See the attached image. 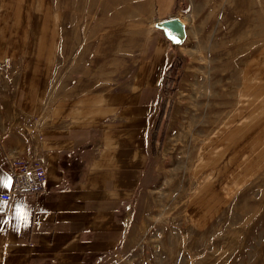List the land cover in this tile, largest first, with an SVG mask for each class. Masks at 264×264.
<instances>
[{
  "label": "crops",
  "instance_id": "1",
  "mask_svg": "<svg viewBox=\"0 0 264 264\" xmlns=\"http://www.w3.org/2000/svg\"><path fill=\"white\" fill-rule=\"evenodd\" d=\"M81 2L0 0V179L10 180L0 196L11 190L9 161L37 159L46 170L40 191L13 196L0 214V264H108L139 246L154 225L158 165L164 179L181 178L198 224L223 196L246 193L249 209L251 195H264V77H255L254 50L210 79L202 57L198 76L186 69L182 82L200 79L210 98L194 105L181 86L158 156L152 135L185 26L183 39L171 36L158 26L169 15L141 32L126 72L120 38L112 55L104 33L108 12H97L106 18L96 26ZM203 50L214 64L224 56L217 43L187 47Z\"/></svg>",
  "mask_w": 264,
  "mask_h": 264
},
{
  "label": "rangeland",
  "instance_id": "2",
  "mask_svg": "<svg viewBox=\"0 0 264 264\" xmlns=\"http://www.w3.org/2000/svg\"><path fill=\"white\" fill-rule=\"evenodd\" d=\"M158 3L159 0H94L93 4L82 0L78 6L85 11L90 6L96 26L99 20L106 18H100L97 12H108L110 30L104 33L112 34V55L123 51L118 55L126 63V72L133 69L135 47L141 32L144 33L159 18L169 15L180 18L184 23L186 46L183 47L185 52L174 58H179L181 68L177 72L179 81L172 84L173 96L166 98L164 95L167 78L163 87L164 101L160 110L164 103L168 110L162 123L165 129L163 143L174 99L176 101L181 86L194 105L197 102L199 106L204 105V101L210 98L206 96L205 84L200 79L186 84L182 82L186 69H190L191 76L199 75L200 57L206 59L201 74L210 79L209 71L217 70V65L236 64L253 49L255 77H264V0H174L170 9L168 5L159 7ZM119 38L122 49L114 51ZM210 43L220 44L224 49L222 60L216 64L210 61V51H187V47L203 45L205 48ZM247 47L251 49H245ZM240 84L243 86L242 81ZM257 116L255 114L254 119ZM159 135L160 132L157 138ZM162 143L157 149L158 156L162 152ZM164 174L159 165L155 167L151 197L156 208L153 204L154 225L151 230L139 246L117 254L108 264H264L263 194L251 195L249 209L246 193L228 198L223 196L221 204L204 214L199 225L194 222L196 214L189 209L190 198L181 189V178L167 180ZM261 186L264 188L263 183ZM253 201L255 208L252 207Z\"/></svg>",
  "mask_w": 264,
  "mask_h": 264
},
{
  "label": "built area",
  "instance_id": "3",
  "mask_svg": "<svg viewBox=\"0 0 264 264\" xmlns=\"http://www.w3.org/2000/svg\"><path fill=\"white\" fill-rule=\"evenodd\" d=\"M7 171L11 177V190L0 196V214H6L13 196L25 193H37L46 182V170L43 164L33 159L31 162L9 161Z\"/></svg>",
  "mask_w": 264,
  "mask_h": 264
},
{
  "label": "trees",
  "instance_id": "4",
  "mask_svg": "<svg viewBox=\"0 0 264 264\" xmlns=\"http://www.w3.org/2000/svg\"><path fill=\"white\" fill-rule=\"evenodd\" d=\"M179 59V58H177ZM177 59H175L172 64L170 65L169 69H168V72H167V83L165 85V88H164V95L166 98L168 97H172L173 94H174V89L172 88V84H175L179 81V75L177 76V72L179 71V69L181 68V62H179ZM166 103L163 104L161 110H160V113H159V117H158V121H157V125H156V128H155V132L153 134V137H152V141H153V144L155 145L156 143V140L158 141V150L161 146V143L163 141V137H164V134H165V129L164 127L162 126V123H163V119L165 117V115L167 114L168 110L166 109ZM160 132V135H159V138L158 137V134Z\"/></svg>",
  "mask_w": 264,
  "mask_h": 264
},
{
  "label": "water",
  "instance_id": "5",
  "mask_svg": "<svg viewBox=\"0 0 264 264\" xmlns=\"http://www.w3.org/2000/svg\"><path fill=\"white\" fill-rule=\"evenodd\" d=\"M158 26L167 30L173 37L183 39L185 36L184 25L177 17L159 22Z\"/></svg>",
  "mask_w": 264,
  "mask_h": 264
},
{
  "label": "snow or ice",
  "instance_id": "6",
  "mask_svg": "<svg viewBox=\"0 0 264 264\" xmlns=\"http://www.w3.org/2000/svg\"><path fill=\"white\" fill-rule=\"evenodd\" d=\"M174 42H176V41L174 40ZM9 185H10V180H8V178L0 179V186L8 187Z\"/></svg>",
  "mask_w": 264,
  "mask_h": 264
}]
</instances>
